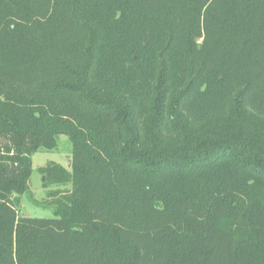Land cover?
I'll return each instance as SVG.
<instances>
[{"label":"trees","instance_id":"obj_1","mask_svg":"<svg viewBox=\"0 0 264 264\" xmlns=\"http://www.w3.org/2000/svg\"><path fill=\"white\" fill-rule=\"evenodd\" d=\"M0 264H264V0H0Z\"/></svg>","mask_w":264,"mask_h":264},{"label":"rangeland","instance_id":"obj_2","mask_svg":"<svg viewBox=\"0 0 264 264\" xmlns=\"http://www.w3.org/2000/svg\"><path fill=\"white\" fill-rule=\"evenodd\" d=\"M73 145L67 136H59L57 148L53 151H40L32 158L33 175L31 194L20 200L19 215L36 219L55 218L54 208L49 204L52 200L66 198L72 190L68 174L53 171L47 176L42 169L51 165H59L71 171ZM54 169V168H53Z\"/></svg>","mask_w":264,"mask_h":264}]
</instances>
